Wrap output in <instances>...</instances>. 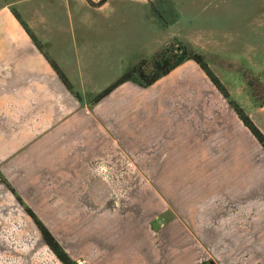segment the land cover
Returning a JSON list of instances; mask_svg holds the SVG:
<instances>
[{
	"label": "rangeland",
	"instance_id": "rangeland-1",
	"mask_svg": "<svg viewBox=\"0 0 264 264\" xmlns=\"http://www.w3.org/2000/svg\"><path fill=\"white\" fill-rule=\"evenodd\" d=\"M1 3L66 72L81 131L49 151L67 158L64 171L42 168L43 149L19 154L10 177L0 170V264H63L26 207L77 264H221L208 255L226 249L264 261V149L194 60L93 101L132 65L185 45L264 132V0Z\"/></svg>",
	"mask_w": 264,
	"mask_h": 264
},
{
	"label": "crops",
	"instance_id": "crops-1",
	"mask_svg": "<svg viewBox=\"0 0 264 264\" xmlns=\"http://www.w3.org/2000/svg\"><path fill=\"white\" fill-rule=\"evenodd\" d=\"M28 26L31 30L33 28L32 31L35 35H39L34 31L35 28L32 25L30 26L28 24ZM56 59L54 58L53 60L57 62L58 60ZM77 116L79 118L81 117L80 100L76 98L75 94L72 93L60 79L49 60L45 57L43 51L39 49L25 27L15 17L11 11L10 5L1 3V172L6 176H12L8 168H10V165H13L12 163L19 161V154L24 153L27 155L28 153H34L41 149L49 154L48 158L45 160L47 162H43L42 164L43 169L49 170L53 167L57 170H66L67 158L63 155L61 156L62 158H59L58 154L55 157V155L49 151L56 144L65 145V136L67 133H71L69 131L72 130L74 134H79L81 125L75 120H70L71 118L75 119ZM77 140L80 141V137H77ZM209 145H211V150L214 151L213 153L218 156L214 158L232 161L237 160V155L235 156L236 152L231 153L232 155L228 154L226 150H224L226 146L220 144V151H215V144ZM234 145L239 147L240 142L234 143ZM51 154L52 156H50ZM205 160H208V155L205 156ZM71 166L76 167L79 166V164H76L74 160L70 167ZM241 214L244 213H242L241 210H236L232 216ZM249 214L250 213H246L244 216L247 217ZM212 251V255L208 256L220 258L221 264H249V260H245L244 257H242L241 263H239L238 260L236 261L234 258L238 257L239 254L235 250L226 249L222 251ZM210 253V251H207V254ZM254 263L264 264V261L256 260Z\"/></svg>",
	"mask_w": 264,
	"mask_h": 264
},
{
	"label": "trees",
	"instance_id": "trees-1",
	"mask_svg": "<svg viewBox=\"0 0 264 264\" xmlns=\"http://www.w3.org/2000/svg\"><path fill=\"white\" fill-rule=\"evenodd\" d=\"M11 11L19 20V22L25 27L35 44L39 47V49L43 51L41 42L30 29L28 24L24 21L19 11L13 8L11 9ZM44 55L49 60L50 64L52 65L60 79L63 81V83L66 85V87L79 98L80 96H78V94L74 92L71 81L69 80L63 69L59 66V64L55 60L50 58L48 54L44 53ZM187 60H194L204 70V72L208 75L215 86L222 92L229 105L241 119L243 124L249 129V131L264 149V132L261 130V128L255 123L246 109L238 101L231 97L224 84L211 68L205 56L193 50H189L185 45L176 47L167 46L158 51L151 59H144L132 65L131 67L126 69L114 82H112L104 90L98 93L93 101L97 102L101 100L126 82H134L142 87L151 86ZM8 186L16 195V190L9 183ZM17 199H20V197L17 196ZM26 211L35 220L45 240V243L50 247V249L58 257V259L63 264H77V262L67 253V251L55 237V235L38 217L35 211H33V209H31L30 207H26ZM211 264L214 263L211 262Z\"/></svg>",
	"mask_w": 264,
	"mask_h": 264
},
{
	"label": "water",
	"instance_id": "water-1",
	"mask_svg": "<svg viewBox=\"0 0 264 264\" xmlns=\"http://www.w3.org/2000/svg\"><path fill=\"white\" fill-rule=\"evenodd\" d=\"M80 263V262H79Z\"/></svg>",
	"mask_w": 264,
	"mask_h": 264
}]
</instances>
